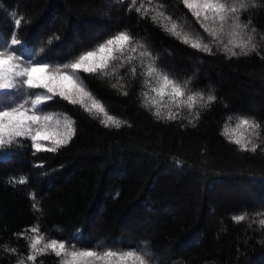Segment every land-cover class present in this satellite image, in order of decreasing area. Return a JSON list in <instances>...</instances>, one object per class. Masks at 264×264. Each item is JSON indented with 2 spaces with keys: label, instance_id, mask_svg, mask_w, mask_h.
I'll list each match as a JSON object with an SVG mask.
<instances>
[{
  "label": "trees",
  "instance_id": "obj_1",
  "mask_svg": "<svg viewBox=\"0 0 264 264\" xmlns=\"http://www.w3.org/2000/svg\"><path fill=\"white\" fill-rule=\"evenodd\" d=\"M131 3L0 0V51L17 39L22 61L35 57L62 67L126 31L161 71L188 81L191 91H212L216 100L195 109L199 119L192 124L183 107L173 108L174 120L156 117L144 106L143 94L155 82L143 75L139 50L128 54L137 57L134 78L126 56L120 58L125 68L113 62L117 72L110 77L78 73L107 114L124 123L105 127L102 114L55 98L39 114L73 120L68 145L35 152L30 138H17L0 147V264H58L51 251L26 260L35 235L77 249H136L148 254L149 264H264V8L241 16L257 29V51L232 56L224 48L231 37L213 39L182 0H136L140 13L129 11ZM163 17L193 41H212L214 54L166 32ZM5 93L0 90L1 98ZM12 104L0 99V109ZM241 118L260 124L259 135L250 137L260 145L255 153L222 135Z\"/></svg>",
  "mask_w": 264,
  "mask_h": 264
},
{
  "label": "snow or ice",
  "instance_id": "obj_2",
  "mask_svg": "<svg viewBox=\"0 0 264 264\" xmlns=\"http://www.w3.org/2000/svg\"><path fill=\"white\" fill-rule=\"evenodd\" d=\"M240 2L241 8L233 11V9H226L221 0H182L184 7L196 18L200 27L212 37H216L223 31L224 23L230 15L241 18L242 13L246 12L244 11V0H240ZM135 4L136 0H132L131 5H129V11L134 8L137 13H140L142 8H136ZM160 15L163 16V13H160ZM163 18L171 25L170 28L168 24L164 25L166 32H170L171 35L180 39L182 43L190 44L193 49L204 53L209 51L208 44L199 42V40L193 41L188 33L178 30V25L173 22L171 17ZM152 20L157 21V16H152ZM16 23L19 24L20 21L18 20ZM238 27V25H234L233 31L228 34L231 38L228 44L224 46L225 51L232 56L236 55L234 52L235 48L240 49L241 55L256 52L257 46L252 42L251 38L247 41L240 39V33L236 31ZM20 43L21 41L12 39L9 49L0 51V90L9 93L12 90H17L22 93L20 97L22 102L17 101L14 106L8 105L0 110V147L11 144L17 138H30L31 148L35 152L42 150L56 152L61 146L68 145L75 133L73 120L68 117H64L62 120L55 119L53 114H39L42 113L41 106L47 105L55 98H59V100L66 101L74 106H80L87 112L91 113L94 111L102 114L104 116L102 123L105 127L114 126L120 128L124 122L107 114L101 102L95 98L93 92L80 79L78 73L83 72L103 78L110 77L117 72L116 64L113 62L115 61L119 64L120 68H125V64L120 62V58L126 56L127 75L134 78L138 71L134 66L137 57L128 54L136 53L138 50L140 69L143 70L146 67V72H143V75L155 82L154 86L150 88V92L143 94L144 106L146 108H154L153 115L156 117L174 120L176 119V113L173 111V108L179 109L183 107L189 110L197 108L204 109L216 100V96L212 91H209L205 96L201 91L189 90L188 81H185L182 85L173 79L169 73L165 75L156 66V58L152 56L150 51L146 50L145 45L140 44L135 40L133 35L126 31H119L117 34L99 44L94 50L83 52L74 62L64 63L62 67L51 66L48 62H41L35 59V57L27 61H22L21 55L15 54V46ZM48 43L51 44L52 41L49 40ZM43 51L44 49H41V52ZM145 61H148L146 65ZM23 70H27V72L22 75L21 72ZM41 76L44 78L40 80L39 84L33 83V78H39ZM49 77H67L73 87L67 92L45 88L43 86L44 81ZM31 90L43 91L37 93ZM123 94L125 96L128 95L127 92ZM26 99L28 102H31V109L25 107L24 102ZM162 108L165 111H162ZM21 116H24L25 120L30 122L22 125L18 122V118ZM41 123H45L51 135L38 139ZM249 129H251V132H249ZM232 131V127L225 125L222 135L231 143L239 146L241 151L255 153L258 147H260V145L250 139L251 136L259 135L257 124L254 121L247 120L246 134L241 140H237L231 134ZM44 141L50 142L51 147L45 149L42 143ZM33 207L35 208L36 205L34 204ZM234 219L240 221L244 217L235 216ZM260 223L264 224V220H261ZM32 231L37 232L38 230L34 228ZM42 241L43 237L39 235L31 238L29 245L30 252L26 257L28 262H35L38 256H42L49 251L52 253L56 251L55 241L50 240L47 243H42ZM11 251L15 252L16 250L11 249ZM21 264H25V261L21 260Z\"/></svg>",
  "mask_w": 264,
  "mask_h": 264
},
{
  "label": "clouds",
  "instance_id": "obj_3",
  "mask_svg": "<svg viewBox=\"0 0 264 264\" xmlns=\"http://www.w3.org/2000/svg\"><path fill=\"white\" fill-rule=\"evenodd\" d=\"M224 7L226 9H233V11L237 8H241L240 0H221ZM252 8H264V0H244V11L249 12ZM234 25H238L236 31L240 33V39L247 41L249 38L253 41L254 34H256L257 29L251 26V20L245 23L241 18H237L234 15H230L229 18L224 23V29L220 34H229L233 31ZM229 36V35H228ZM212 37V36H211ZM213 39H219V36L212 37ZM229 40L224 44L227 45ZM261 42H264V36L261 37ZM209 51L207 52L209 55L214 54L213 52V43L209 41L208 43ZM256 44V43H255ZM259 47V44H256ZM234 52L235 56L241 55L240 49L235 48ZM251 53H246L245 55H250ZM39 71V70H37ZM27 70H23L21 74H26ZM163 72V71H162ZM167 75V72H163ZM46 75V74H44ZM44 77L41 76L39 78H33V83L39 84L40 80ZM55 81V82H54ZM183 85V84H182ZM45 88H51L53 90H58L61 92H67L70 88H72L71 81L67 77H49L44 81ZM25 107L27 105H31V102L25 100ZM31 109V107H26ZM191 113V118L187 115V113ZM47 115V114H42ZM183 118L188 120L189 124L193 123V120L199 119V113L195 110H189L186 108L184 110ZM250 120L248 118H241L238 122L235 123V126L232 127V135L237 139H243L246 134V122ZM18 122L26 124L30 121H26L24 116L18 118ZM255 122V121H254ZM256 123V122H255ZM257 124V130L260 128V124ZM41 130L39 131L38 139L43 138L45 136H50L51 133L48 128L45 126V123L40 124ZM224 131V130H223ZM254 142V141H253ZM256 143V142H254ZM59 230V229H58ZM55 241V249L54 255L59 258L58 264H149V260L147 259V253L138 251L136 249H128V250H112V249H104L102 251L89 250V249H77L75 245H67L65 241ZM142 244H147V241L141 242ZM5 248L7 246H4ZM46 254V253H44ZM21 264V261L19 262ZM43 264V261H41Z\"/></svg>",
  "mask_w": 264,
  "mask_h": 264
},
{
  "label": "rangeland",
  "instance_id": "obj_4",
  "mask_svg": "<svg viewBox=\"0 0 264 264\" xmlns=\"http://www.w3.org/2000/svg\"><path fill=\"white\" fill-rule=\"evenodd\" d=\"M22 57V56H21ZM22 93L21 92H18L17 90H12L10 93L9 92H6L5 94H3V97L1 98L0 96V99H3V101L7 102V103H13L12 105L14 106L15 102L19 101V102H22V100H20V97H21ZM25 98V97H24ZM26 107H31V105H27ZM2 110V109H0ZM48 142V141H47ZM44 144V147H49L51 146L50 145V142H48L49 144L46 145L45 141L42 142ZM263 202H260L261 205L264 204V198L262 199ZM259 263L262 262L261 259H259Z\"/></svg>",
  "mask_w": 264,
  "mask_h": 264
}]
</instances>
